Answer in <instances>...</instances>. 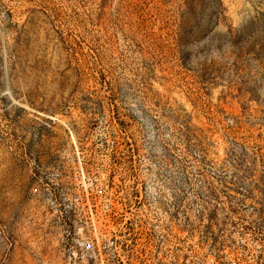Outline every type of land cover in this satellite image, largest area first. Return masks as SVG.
<instances>
[{
  "label": "rangeland",
  "instance_id": "obj_1",
  "mask_svg": "<svg viewBox=\"0 0 264 264\" xmlns=\"http://www.w3.org/2000/svg\"><path fill=\"white\" fill-rule=\"evenodd\" d=\"M0 264H264V0H0Z\"/></svg>",
  "mask_w": 264,
  "mask_h": 264
}]
</instances>
